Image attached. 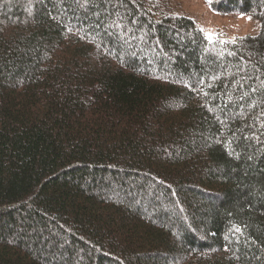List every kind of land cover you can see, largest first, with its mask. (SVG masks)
<instances>
[{
  "label": "trees",
  "instance_id": "16d2710c",
  "mask_svg": "<svg viewBox=\"0 0 264 264\" xmlns=\"http://www.w3.org/2000/svg\"><path fill=\"white\" fill-rule=\"evenodd\" d=\"M206 1L261 32L0 0V264H264V0Z\"/></svg>",
  "mask_w": 264,
  "mask_h": 264
},
{
  "label": "rangeland",
  "instance_id": "374dc122",
  "mask_svg": "<svg viewBox=\"0 0 264 264\" xmlns=\"http://www.w3.org/2000/svg\"><path fill=\"white\" fill-rule=\"evenodd\" d=\"M176 9L192 18L196 24L212 39L221 37L233 40L246 35L261 32V22L242 14L224 15L214 11L206 0H175Z\"/></svg>",
  "mask_w": 264,
  "mask_h": 264
},
{
  "label": "snow or ice",
  "instance_id": "6c2138e0",
  "mask_svg": "<svg viewBox=\"0 0 264 264\" xmlns=\"http://www.w3.org/2000/svg\"><path fill=\"white\" fill-rule=\"evenodd\" d=\"M207 39L209 40V42H213V41H212V36H211V34L208 35ZM225 43H226V42H225ZM237 231H239V229H237Z\"/></svg>",
  "mask_w": 264,
  "mask_h": 264
}]
</instances>
